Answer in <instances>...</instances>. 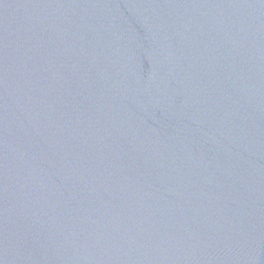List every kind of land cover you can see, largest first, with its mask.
Masks as SVG:
<instances>
[{
  "label": "water",
  "instance_id": "1",
  "mask_svg": "<svg viewBox=\"0 0 264 264\" xmlns=\"http://www.w3.org/2000/svg\"><path fill=\"white\" fill-rule=\"evenodd\" d=\"M0 264H264V0H0Z\"/></svg>",
  "mask_w": 264,
  "mask_h": 264
}]
</instances>
